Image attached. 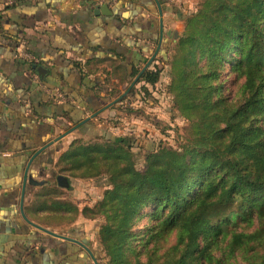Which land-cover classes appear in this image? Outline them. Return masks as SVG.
I'll return each instance as SVG.
<instances>
[{
    "label": "crops",
    "instance_id": "1",
    "mask_svg": "<svg viewBox=\"0 0 264 264\" xmlns=\"http://www.w3.org/2000/svg\"><path fill=\"white\" fill-rule=\"evenodd\" d=\"M192 2L0 0V264H95L88 249L101 258L100 229L96 239L84 214L94 205H80L77 191L94 178L62 173L59 159L93 137L78 128L84 120L98 134L121 115L123 95L182 33ZM28 166L37 184H25Z\"/></svg>",
    "mask_w": 264,
    "mask_h": 264
},
{
    "label": "trees",
    "instance_id": "2",
    "mask_svg": "<svg viewBox=\"0 0 264 264\" xmlns=\"http://www.w3.org/2000/svg\"><path fill=\"white\" fill-rule=\"evenodd\" d=\"M211 5L205 12L211 23L205 38L189 32L181 44L202 43L213 62L223 66L230 60L229 52L240 43L231 58L236 62L237 76L245 77L244 92L246 88L254 91L249 98L245 95L234 111L225 98L221 101L213 119L221 123V118L225 126L208 135L203 131L199 137L188 138L183 148L162 149L149 157L145 173L129 165L122 180L110 181L101 200L84 209L86 217L108 218L99 230V241L108 258L105 264H134L128 263L125 252L134 239L133 224L154 202L165 204V209L157 211L156 224L149 230L153 233L150 240L157 243L167 227L177 226L179 231L175 246L167 250L162 264H228L229 259L233 264H264V31L259 28L264 21V0H237L235 4L213 0ZM219 16L223 19L218 20ZM189 22L191 31L193 20ZM162 56L167 58L166 50ZM192 64L186 55L185 65ZM150 66L155 69H148ZM163 67L158 61L151 63L138 76L135 74L137 82L155 84ZM213 75L217 70H212ZM190 105L209 111L216 107L206 98ZM108 111L105 108L99 114ZM251 114L253 120L248 122ZM213 119L206 124L213 127L211 130L216 124ZM79 123L81 120L75 124ZM89 124L86 121L78 128L83 134L95 136L87 129ZM218 134L225 143H218ZM128 140L118 138L116 142L129 146ZM90 150L74 140L68 153L59 159L60 171L72 177L94 178L84 168L80 172L86 159L80 154ZM79 158L83 159L81 163Z\"/></svg>",
    "mask_w": 264,
    "mask_h": 264
},
{
    "label": "rangeland",
    "instance_id": "3",
    "mask_svg": "<svg viewBox=\"0 0 264 264\" xmlns=\"http://www.w3.org/2000/svg\"><path fill=\"white\" fill-rule=\"evenodd\" d=\"M228 1L235 4L237 0ZM212 3L213 0H194L190 4L182 33L173 36L174 41L165 46L167 58L159 57V62L164 67L158 74L157 82L140 83L131 92L123 95L121 105L117 107L121 115L117 114L109 120V124L106 123L105 128L96 136L77 139L81 146L91 148L86 154L82 152L80 154V157L82 155L86 157L85 167H80V172L81 168H84L94 177L90 182H81L78 187L77 191L82 196L80 205H95L110 187V181L124 178L122 175L129 165H134L137 170L145 173L148 169L149 157L162 149L183 148L188 138L199 137L203 131L208 135L225 126L221 118V123L218 119H213L224 98L230 109L234 111L244 102L245 95L246 98L251 96L254 88H246L244 92L245 77L237 76L236 62L231 58L240 49V43L229 52L230 60L223 66L221 62H213L210 52L202 43L196 41L194 46L188 43L181 44L182 38L185 39L184 36L189 32L195 33L200 39L205 38V34L211 28L205 12L212 8ZM190 19L193 20L191 31H189ZM222 19V16L218 17V20ZM259 28L264 31V21ZM190 51H192L191 55H189ZM186 55L187 59L192 60L191 66L185 65ZM212 64L217 70V75L210 76L214 70ZM262 86L264 93V84ZM118 93L119 96L122 95L121 91ZM202 98H206L210 106L215 105V109L209 111L205 110L204 106L190 107V104ZM253 117L254 114H251L248 122H251ZM261 118L264 123V113ZM212 119L216 121L214 130H211L213 127H206ZM218 135L216 140L218 143H223L224 138ZM118 138L129 139V146L117 143ZM125 156L128 158L125 159ZM79 160L81 163L83 159L79 158ZM163 209L165 204L151 203L135 219L132 228L134 239L125 249L128 263L135 264L141 261L143 264H162L166 259L167 250L175 246L179 236L177 226L167 227L160 235L162 239H158L157 243L149 238L153 234L149 230L157 221V211ZM107 219L98 216L93 221L91 219L88 225L96 233ZM251 227L250 230H253L254 227ZM95 235L97 239L98 234ZM97 251L101 255V258L97 257V259L101 260V264H105L108 258L100 241L97 244ZM228 264H233V259H229Z\"/></svg>",
    "mask_w": 264,
    "mask_h": 264
},
{
    "label": "water",
    "instance_id": "4",
    "mask_svg": "<svg viewBox=\"0 0 264 264\" xmlns=\"http://www.w3.org/2000/svg\"><path fill=\"white\" fill-rule=\"evenodd\" d=\"M106 9H107V6H104V7L101 8V11L105 12ZM151 61H152V60H150V61L148 62V64L146 65L145 68H147V67L151 64ZM87 120H88V119L84 120L83 123L86 122ZM62 137H63V135H61V136H59L58 138H56V139H55V142L58 141V140H60ZM52 143H53V142H52ZM46 147H47V146H46ZM46 147H44V148H46ZM44 148H42L41 150H39L38 153H39L40 151H42ZM29 166H30V165H29ZM29 166H28L27 171H26L25 181H24V182H25V184L27 183V181L30 182V183H35V184H37L38 182L35 181V180H33V178H32L30 175H28ZM38 227L41 228V229H43V230H45V231H47V232H49L50 234L57 235V236H59V237H63V238H66V239L74 240V239L69 238V237H67V236H63V235H61V234H57V233L51 232V231H49V230H46V229H44V228H42V227H40V226H38ZM74 241H75V240H74ZM88 250H89V252L91 253V255H92V257H93V260H94L95 264H99L97 258L94 256V254L91 252V250H90V249H88Z\"/></svg>",
    "mask_w": 264,
    "mask_h": 264
},
{
    "label": "built area",
    "instance_id": "5",
    "mask_svg": "<svg viewBox=\"0 0 264 264\" xmlns=\"http://www.w3.org/2000/svg\"><path fill=\"white\" fill-rule=\"evenodd\" d=\"M20 0H7V4L12 5Z\"/></svg>",
    "mask_w": 264,
    "mask_h": 264
}]
</instances>
